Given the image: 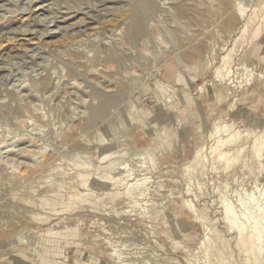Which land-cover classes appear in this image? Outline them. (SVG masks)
Segmentation results:
<instances>
[{
	"label": "rangeland",
	"instance_id": "obj_1",
	"mask_svg": "<svg viewBox=\"0 0 264 264\" xmlns=\"http://www.w3.org/2000/svg\"><path fill=\"white\" fill-rule=\"evenodd\" d=\"M263 133L264 0H0V264H264Z\"/></svg>",
	"mask_w": 264,
	"mask_h": 264
},
{
	"label": "bare ground",
	"instance_id": "obj_2",
	"mask_svg": "<svg viewBox=\"0 0 264 264\" xmlns=\"http://www.w3.org/2000/svg\"><path fill=\"white\" fill-rule=\"evenodd\" d=\"M240 15V14H239ZM187 17V16H186ZM234 17H236V16H234ZM188 18V17H187ZM189 21V20H188ZM194 21V20H193ZM197 22V21H196ZM169 65V64H168ZM167 65V66H168ZM172 68V67H171ZM170 68V69H171ZM225 125V124H224ZM223 125V126H224ZM227 126V125H226ZM226 129V128H225ZM162 133V132H161ZM237 137V134L236 133H233V134H230V135H227L226 136V138L225 139H223V140H221V139H217L218 140V144L217 145H215V146H212L211 147V152H215L217 149H218V146L221 144L220 142H231V141H233L235 138ZM220 143V144H219ZM220 147V146H219ZM251 147H252V154L255 156V158H256V160L260 157V156H262V153H261V150L262 149H264V133L262 134V135H258V136H256L254 139H253V141L251 142ZM151 149V148H150ZM31 150V149H30ZM29 150V151H30ZM220 150V149H219ZM147 151H149L150 152V150H147ZM146 153H148V152H146ZM145 153V154H146ZM148 155V154H147ZM228 155V152L227 151H225V150H220V151H218L216 154H215V156H216V159H217V161H218V163L219 162H223L222 164V168L223 169H227V168H229L231 165H232V162L237 158H230V157H228L227 156ZM149 159H151V158H149ZM48 160V159H47ZM236 161V160H235ZM151 162V161H150ZM235 163V162H234ZM42 164H44V163H42ZM250 167H249V165L247 164V162H245V164H244V170H245V172H246V170L247 169H249ZM223 171V170H222ZM261 194H262V199H263V202H264V187H263V189H262V192H261ZM221 197V201H222V206H223V216H224V219H225V221L229 224V228H232V229H235L236 231H237V233H242V234H244V229H246L247 230V225H246V219L248 218H250V217H252V215H251V210H250V208H251V203H252V201H253V199H254V194L252 193L251 195H250V197H249V199L246 201H243L242 203H243V209L245 210L243 213H241V215H239L234 209L235 208H233V206H232V204H230V202L228 201V199L224 196V195H221L220 196ZM191 207V206H190ZM192 208V207H191ZM248 212H247V211ZM250 210V211H249ZM196 211V210H195ZM247 213V215L245 216V214ZM261 216H262V218H264V208L262 209V211H261ZM247 217V218H246ZM254 225H257L256 224V221H255V224ZM260 223H259V227H260ZM257 226V230H255L256 231V233L254 232V234H252V235H254V239H253V246H255V249L257 248L258 250H259V252L261 251V249L263 248L262 246H263V232H264V230H261V229H259V227ZM254 227H256V226H254ZM261 228H262V226H261ZM255 229V228H254ZM252 230H253V228H252ZM251 230V231H252ZM258 230H261V232L262 233H260V231H258ZM250 231V230H249ZM254 231V230H253ZM248 231H246V233H247ZM246 233H245V235H246ZM248 234H249V232H248ZM245 235H242V236H240L241 238L238 240V245L241 247V249H242V246H243V244H245V242H246V237H247V235L245 236ZM251 235V234H250ZM239 237V236H238ZM251 239V238H250ZM211 240V239H210ZM216 240V239H215ZM220 240H218L217 242H219ZM210 243H212V242H210ZM221 242H219V244H220ZM212 244H216V241H215V243H212ZM218 244V245H219ZM250 244H251V242H250ZM237 245V244H236ZM207 246H209V245H207ZM221 246V245H220ZM247 246V245H246ZM215 247V246H214ZM219 247V246H218ZM213 248V247H212ZM237 248V247H236ZM250 248H251V246H250ZM253 248V247H252ZM219 249V248H218ZM217 249V250H218ZM254 249V248H253ZM247 249H245L244 251H246ZM252 250V249H251ZM218 251H220V249L218 250ZM222 251V250H221ZM247 252V251H246ZM251 253L252 252H254L253 250L252 251H250ZM220 252H218V254H219ZM231 253V252H230ZM251 253H249V254H251ZM255 253H256V250H255ZM206 254H207V252H206ZM217 254V253H216ZM253 254V253H252ZM251 254V255H252ZM223 255V254H222ZM221 254L219 255V257L220 258H218L219 259V263H218V261H217V264H225V255H224V258H223V256H222ZM218 256V255H217ZM249 256V255H248ZM217 259V260H218ZM228 260V259H227ZM227 263V262H226Z\"/></svg>",
	"mask_w": 264,
	"mask_h": 264
}]
</instances>
